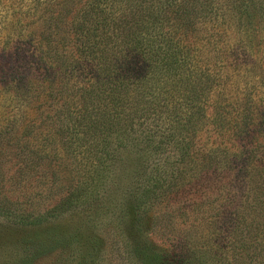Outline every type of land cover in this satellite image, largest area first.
Instances as JSON below:
<instances>
[{
	"label": "trees",
	"instance_id": "obj_1",
	"mask_svg": "<svg viewBox=\"0 0 264 264\" xmlns=\"http://www.w3.org/2000/svg\"><path fill=\"white\" fill-rule=\"evenodd\" d=\"M118 194L140 264H264V0H0V217Z\"/></svg>",
	"mask_w": 264,
	"mask_h": 264
},
{
	"label": "rangeland",
	"instance_id": "obj_2",
	"mask_svg": "<svg viewBox=\"0 0 264 264\" xmlns=\"http://www.w3.org/2000/svg\"><path fill=\"white\" fill-rule=\"evenodd\" d=\"M115 198L113 206L104 198L92 200L35 226L0 217V264H140L126 245L137 237L135 226L128 225L134 223L133 214L127 212V222H120V195ZM153 239L157 249L168 246L167 236Z\"/></svg>",
	"mask_w": 264,
	"mask_h": 264
}]
</instances>
